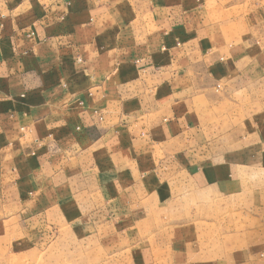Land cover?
I'll use <instances>...</instances> for the list:
<instances>
[{
	"label": "crops",
	"instance_id": "0c3cea01",
	"mask_svg": "<svg viewBox=\"0 0 264 264\" xmlns=\"http://www.w3.org/2000/svg\"><path fill=\"white\" fill-rule=\"evenodd\" d=\"M256 1L0 0V238L9 253L77 264L83 251L106 264L108 205L128 203L130 225L145 223L144 209L155 219L152 204L170 199L160 184L183 187L207 168L191 167L186 146L205 132L204 96L246 91L250 108L264 89V65L236 34L237 18L224 17ZM140 172L149 192L128 199Z\"/></svg>",
	"mask_w": 264,
	"mask_h": 264
},
{
	"label": "rangeland",
	"instance_id": "374dc122",
	"mask_svg": "<svg viewBox=\"0 0 264 264\" xmlns=\"http://www.w3.org/2000/svg\"><path fill=\"white\" fill-rule=\"evenodd\" d=\"M262 2L257 0L256 7H239L228 12V17L224 13V19L237 18L236 34L244 43L249 42L256 63L264 65V7H257ZM262 86L252 93L255 105L250 108L246 107V91L234 93L233 99L224 101L216 93L212 98L210 93L204 96L203 120L207 122L200 129L205 132L201 138L193 135L186 146L191 151V167L205 162L207 168L188 173L183 187L160 184L162 199H170L152 204L155 219L152 211L144 209L142 216L146 220L148 215L149 220L130 225L125 214L128 203L106 207V264H264ZM178 158H161L159 162L175 163ZM139 176L135 177L140 182L126 188L128 199L134 190L149 192L144 185L150 183L147 181L151 176L141 172ZM158 177L159 182L165 180L164 172H159ZM39 232L44 233L42 229ZM53 233L47 230L48 242ZM6 243L2 236L0 264H38L37 253H9ZM80 252L77 264H92L88 252ZM61 264L74 263L63 254Z\"/></svg>",
	"mask_w": 264,
	"mask_h": 264
}]
</instances>
